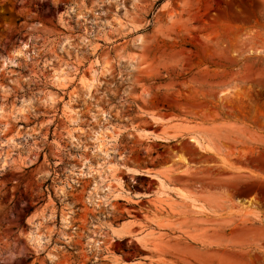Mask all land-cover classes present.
Masks as SVG:
<instances>
[{
  "label": "rangeland",
  "instance_id": "rangeland-1",
  "mask_svg": "<svg viewBox=\"0 0 264 264\" xmlns=\"http://www.w3.org/2000/svg\"><path fill=\"white\" fill-rule=\"evenodd\" d=\"M0 264H264V0H0Z\"/></svg>",
  "mask_w": 264,
  "mask_h": 264
},
{
  "label": "crops",
  "instance_id": "crops-1",
  "mask_svg": "<svg viewBox=\"0 0 264 264\" xmlns=\"http://www.w3.org/2000/svg\"><path fill=\"white\" fill-rule=\"evenodd\" d=\"M149 171V174L148 175H151V174H154L155 172H152L151 170H148ZM141 174L142 175H137V176H145V177H147V174H145V173H143V172H141ZM133 175V174H132ZM135 176V175H134ZM153 177H157V176H153ZM150 178V177H149ZM157 178H159V177H157ZM155 180V179H154ZM162 180V179H161ZM163 181V180H162ZM118 191L116 190V192H114V194L115 193H117ZM122 196V195H121ZM136 199H142V200H147V199H149V198H151L152 197V195L151 196H134ZM117 199H119V200H121V199H123L122 197H117ZM120 225H118L117 227H116V232L117 233H121L122 235L120 236V237H118V236H116V235H114L112 232H111V236H113L114 237V239L115 240H125V239H128V238H132L135 242H136V239L137 238H141V239H143L144 241H147V239H148V236H147V234H145V232H142V233H139L138 235H137V237H133V236H131V234H129L128 233V231H127V233H124V231L123 230H121V229H119L118 227H119ZM142 226H144V222H142V221H140V220H137L136 222H132L130 225H129V227H128V229L130 228V229H136V228H140V227H142ZM140 247V246H139ZM142 250H145L143 247H140Z\"/></svg>",
  "mask_w": 264,
  "mask_h": 264
},
{
  "label": "bare ground",
  "instance_id": "bare-ground-1",
  "mask_svg": "<svg viewBox=\"0 0 264 264\" xmlns=\"http://www.w3.org/2000/svg\"><path fill=\"white\" fill-rule=\"evenodd\" d=\"M9 62H10V61H9ZM2 64H3V66L6 65V61L3 62ZM157 140H159V141H163L162 138H157ZM192 141L195 142V144L200 145V142H198L197 139L192 138ZM81 172H82V171H81ZM135 175H141V174H139L138 172H135ZM153 178H156V177H153ZM156 180H159V181H160L161 179H157V178H156ZM160 182H161V181H160ZM123 224H127V222H124V223H121V224H120L119 227L122 228V229H124V228L126 227L125 225L123 226ZM32 238H33V241H34L36 244H40V243H41L40 236L34 235V236H32Z\"/></svg>",
  "mask_w": 264,
  "mask_h": 264
},
{
  "label": "trees",
  "instance_id": "trees-1",
  "mask_svg": "<svg viewBox=\"0 0 264 264\" xmlns=\"http://www.w3.org/2000/svg\"><path fill=\"white\" fill-rule=\"evenodd\" d=\"M159 2H160V1H159ZM159 2H158V3H159Z\"/></svg>",
  "mask_w": 264,
  "mask_h": 264
}]
</instances>
